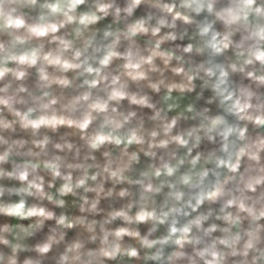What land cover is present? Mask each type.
<instances>
[{
    "label": "clouds",
    "instance_id": "9594fccd",
    "mask_svg": "<svg viewBox=\"0 0 264 264\" xmlns=\"http://www.w3.org/2000/svg\"><path fill=\"white\" fill-rule=\"evenodd\" d=\"M0 264H264V0H0Z\"/></svg>",
    "mask_w": 264,
    "mask_h": 264
},
{
    "label": "crops",
    "instance_id": "0c3cea01",
    "mask_svg": "<svg viewBox=\"0 0 264 264\" xmlns=\"http://www.w3.org/2000/svg\"><path fill=\"white\" fill-rule=\"evenodd\" d=\"M71 235V234H70Z\"/></svg>",
    "mask_w": 264,
    "mask_h": 264
}]
</instances>
